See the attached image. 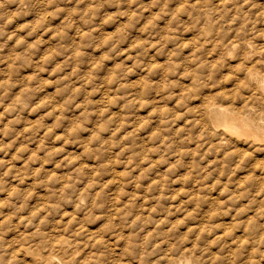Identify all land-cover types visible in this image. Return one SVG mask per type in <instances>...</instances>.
<instances>
[{
    "label": "rangeland",
    "instance_id": "rangeland-1",
    "mask_svg": "<svg viewBox=\"0 0 264 264\" xmlns=\"http://www.w3.org/2000/svg\"><path fill=\"white\" fill-rule=\"evenodd\" d=\"M245 68L264 0H0V264H245L264 134L206 114Z\"/></svg>",
    "mask_w": 264,
    "mask_h": 264
},
{
    "label": "bare ground",
    "instance_id": "bare-ground-1",
    "mask_svg": "<svg viewBox=\"0 0 264 264\" xmlns=\"http://www.w3.org/2000/svg\"><path fill=\"white\" fill-rule=\"evenodd\" d=\"M246 57V56H245ZM248 60V59H247ZM255 62V60H254ZM248 64V63H247ZM252 64V63H251ZM250 64V65H251ZM248 66V65H247ZM248 68V67H247ZM245 68L243 70L244 72V75H241V76H244V78L248 81V83H250V85H252V90L249 92V95L246 97V104H245V110L244 112L242 113H239L237 114L236 112L230 110L229 108L227 107H224L223 105H216V104H211L207 107V110H206V114H207V118L209 120V124L214 128V129H217L218 130H222L223 133L225 135V137H229V138H235V139H238L239 141H242V140H246V141H251L252 143L256 144L257 142L259 141H262L260 138H259V135L260 134H264V118L263 121L261 122H258V123H253V120L248 116L246 115V113L248 112H251L253 107V105L250 104L251 101H254V100H257L259 99L261 101V104L264 106V76H260L259 74H257L256 72L253 71V69H247ZM254 68V67H253ZM242 74V73H241ZM239 75V74H238ZM237 76V75H236ZM240 77V76H239ZM246 81V82H247ZM240 92V91H238ZM242 92V91H241ZM243 93V92H242ZM244 93H246V91L244 90ZM243 93V94H244ZM217 95V94H216ZM246 95V94H245ZM230 101V100H228ZM250 101V102H249ZM232 102V101H231ZM243 109V108H242ZM239 110V108H238ZM257 111V114L260 116L261 113L264 114V112H261V111ZM264 117V115H263ZM256 119V118H255ZM207 121V120H204V122ZM223 140H227L226 138L223 137V139H220V142L223 141ZM219 142V144H220ZM237 142V141H236ZM251 145V143H250ZM258 177V176H257ZM255 178V177H254ZM263 179V178H262ZM262 179H259L260 182L256 181V179L254 181L251 180H248L249 181H252V183L257 186L262 187ZM241 180V179H240ZM245 180V179H244ZM247 181V180H246ZM241 184V183H240ZM247 184V183H246ZM240 188L243 187V185H239ZM245 186V185H244ZM248 186V185H246ZM253 186V185H252ZM242 189V188H241ZM263 189V188H262ZM244 190V188H243ZM263 190H261L262 192ZM264 192V191H263ZM243 194V193H241ZM261 194V193H260ZM263 194V193H262ZM242 195H240L241 197ZM248 197V196H247ZM255 197V196H254ZM250 198V197H249ZM256 198V197H255ZM263 197H261L262 199ZM260 199V200H261ZM242 201H244L243 199H241ZM240 200V201H241ZM249 200V199H247ZM259 200V199H258ZM248 202V201H247ZM256 203V202H255ZM257 204V203H256ZM249 205V204H246V206ZM263 205V204H262ZM257 207V206H256ZM247 209V208H246ZM249 209V208H248ZM247 209V210H248ZM259 211V210H257ZM260 213V212H259ZM252 214V213H251ZM250 214V215H251ZM261 214V213H260ZM245 216V214H243ZM255 215L257 214H254L252 216H247L248 218V221H252L254 220L256 217ZM246 217V216H245ZM259 218V217H258ZM264 218V217H262ZM260 219V218H259ZM247 221V222H248ZM246 222V223H247ZM263 222V221H262ZM246 223L244 225H246ZM263 223H261L262 225ZM230 225V224H229ZM242 225V224H240ZM260 224L257 223V220H256V231L254 230V233L252 232L253 228L251 229L252 231V236L253 237V243H248L249 246L247 248H250L249 249V256L248 258L246 256H243V257H246L247 261L246 262H243L245 264H264L262 261V259H264V250L262 252H258L260 250V248H258L260 245H262L264 247V229L262 227L264 226H261ZM254 226V225H253ZM251 227V226H250ZM242 228H245V227H242ZM241 230H244L242 229ZM244 234V233H243ZM245 235V234H244ZM247 235V234H246ZM251 235V234H250ZM251 237V236H250ZM245 238V237H243ZM246 238H248V236H246ZM250 239V238H249ZM249 239H247L249 241ZM246 240V241H247ZM251 240V239H250ZM247 241V242H248ZM247 242H243L245 243L244 245L247 244ZM252 242V241H251ZM60 244V242H59ZM64 244V243H63ZM66 249V248H64ZM63 249V250H64ZM264 249V248H263ZM59 250V249H58ZM258 250V251H256ZM25 252V251H24ZM259 253V254H257ZM246 254V253H245ZM25 256V254H24ZM51 256V255H50ZM243 257H240V258H243ZM260 257V258H259ZM224 259V258H223ZM245 259V258H244ZM69 261V260H68ZM242 261V259H241ZM239 263V262H238ZM242 263V262H241Z\"/></svg>",
    "mask_w": 264,
    "mask_h": 264
}]
</instances>
